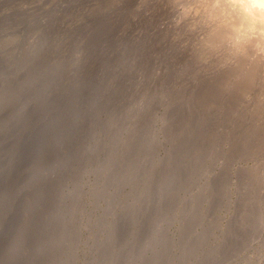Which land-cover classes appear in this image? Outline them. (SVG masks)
Returning <instances> with one entry per match:
<instances>
[{
    "label": "rangeland",
    "instance_id": "374dc122",
    "mask_svg": "<svg viewBox=\"0 0 264 264\" xmlns=\"http://www.w3.org/2000/svg\"><path fill=\"white\" fill-rule=\"evenodd\" d=\"M135 1L0 0V264H264V119Z\"/></svg>",
    "mask_w": 264,
    "mask_h": 264
},
{
    "label": "bare ground",
    "instance_id": "6f19581e",
    "mask_svg": "<svg viewBox=\"0 0 264 264\" xmlns=\"http://www.w3.org/2000/svg\"><path fill=\"white\" fill-rule=\"evenodd\" d=\"M145 6L147 27L158 23L164 63L184 83L206 88L215 106L235 105L231 114L264 119V0H145Z\"/></svg>",
    "mask_w": 264,
    "mask_h": 264
}]
</instances>
